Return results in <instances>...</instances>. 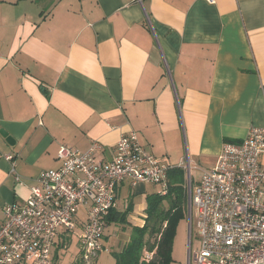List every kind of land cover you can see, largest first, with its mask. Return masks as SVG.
I'll use <instances>...</instances> for the list:
<instances>
[{"label":"crops","instance_id":"0c3cea01","mask_svg":"<svg viewBox=\"0 0 264 264\" xmlns=\"http://www.w3.org/2000/svg\"><path fill=\"white\" fill-rule=\"evenodd\" d=\"M251 126H264V0H0V131L10 137L0 132V225L4 205H24L38 174L61 165L63 143L84 151L98 140L108 159L134 129L183 170L185 187L186 170L198 183ZM150 184H119L113 211L128 222L108 223L93 264H116L144 225L148 196L161 193ZM77 227L58 234L53 264H72L60 251ZM196 247L177 260L173 245L170 264H188Z\"/></svg>","mask_w":264,"mask_h":264},{"label":"built area","instance_id":"2783aa9c","mask_svg":"<svg viewBox=\"0 0 264 264\" xmlns=\"http://www.w3.org/2000/svg\"><path fill=\"white\" fill-rule=\"evenodd\" d=\"M103 149L98 140L84 151L61 144V165L38 174L25 204L4 205L0 264H53L58 234L76 229L82 208L87 216L78 235L79 253L93 264L104 249L107 217L117 206L123 180L160 184L167 193L173 167L148 151L136 130L121 135L111 158L99 157ZM5 158L22 183L13 155ZM185 189L187 212L191 221L195 212L199 235L188 264H264V126H251L242 140L225 141L216 164ZM145 258H153V252Z\"/></svg>","mask_w":264,"mask_h":264},{"label":"trees","instance_id":"16d2710c","mask_svg":"<svg viewBox=\"0 0 264 264\" xmlns=\"http://www.w3.org/2000/svg\"><path fill=\"white\" fill-rule=\"evenodd\" d=\"M168 182L169 189L166 194L154 193L148 196L145 223L143 226L132 227L131 239L117 253L116 264H170L173 261L172 251L178 223L184 218L188 204L183 170H170ZM165 200H168V208L163 206ZM126 218L127 212L112 211L107 222L127 223ZM145 250L153 252V258L146 259Z\"/></svg>","mask_w":264,"mask_h":264},{"label":"rangeland","instance_id":"374dc122","mask_svg":"<svg viewBox=\"0 0 264 264\" xmlns=\"http://www.w3.org/2000/svg\"><path fill=\"white\" fill-rule=\"evenodd\" d=\"M199 170L197 169H193V175L195 178L199 177ZM185 182H189V176H188V170H186V176H185ZM152 186H154L155 190L159 189L160 184H154L151 182L150 184ZM140 188V187H138ZM136 189V194L138 195L137 198L141 197V191L142 190H137ZM138 191V192H137ZM186 191V189H185ZM123 195H126V191L122 192ZM187 195V193H186ZM138 204V203H137ZM165 208L169 207V203L168 200L164 201V205ZM80 228L77 227V232L74 236V238L71 237L70 240H68L66 242V249H63L60 251V256H61V260L62 261H71L72 264H80V263H84V264H88L86 261H84L81 258V255L79 253V244H78V235L80 233ZM78 233V234H77ZM199 235H198V227H197V217L195 212H193V219L191 221L190 216H189V212H187V206H186V214L184 215V218H182L179 223H178V227H177V233L174 239L175 242V252L173 253V255L175 256V258L178 260L181 256L183 257L184 255L187 256V253L189 250L188 249V245L190 242L193 243V247L195 248L198 241H199ZM152 241V239H150ZM105 255L108 254H102L101 257L99 258V261H101ZM110 256V254H109ZM60 260V261H61ZM58 261V262H60ZM94 261H92L93 263Z\"/></svg>","mask_w":264,"mask_h":264},{"label":"water","instance_id":"95a60500","mask_svg":"<svg viewBox=\"0 0 264 264\" xmlns=\"http://www.w3.org/2000/svg\"><path fill=\"white\" fill-rule=\"evenodd\" d=\"M0 132H1V134H2L3 136L7 137L8 140H10V137L7 135V133H6L5 131L1 130Z\"/></svg>","mask_w":264,"mask_h":264}]
</instances>
